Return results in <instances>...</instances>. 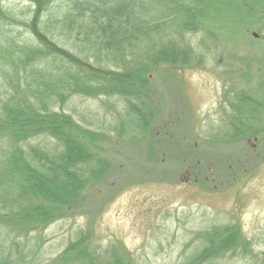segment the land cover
<instances>
[{
  "label": "trees",
  "instance_id": "16d2710c",
  "mask_svg": "<svg viewBox=\"0 0 264 264\" xmlns=\"http://www.w3.org/2000/svg\"><path fill=\"white\" fill-rule=\"evenodd\" d=\"M24 1L0 0V264H135L125 246L104 248L84 227L43 261L44 232L86 213L88 192L111 174L99 139L141 141L155 129L151 71L205 65L213 0ZM190 33L200 45L185 44ZM229 58L251 78L250 59ZM230 88L233 112L217 140L248 139L256 131L248 94ZM76 97L106 99L112 119L78 117L68 108ZM198 238L191 264L257 256L232 223Z\"/></svg>",
  "mask_w": 264,
  "mask_h": 264
},
{
  "label": "rangeland",
  "instance_id": "374dc122",
  "mask_svg": "<svg viewBox=\"0 0 264 264\" xmlns=\"http://www.w3.org/2000/svg\"><path fill=\"white\" fill-rule=\"evenodd\" d=\"M10 1L17 8L28 6L24 0ZM204 22L202 37L210 50L205 65L177 71L162 64L151 71L158 111L155 129L141 141L98 140L102 154L111 160V174L88 192L86 213L44 232L43 261L60 253L76 230L84 227L104 248L125 246L135 264H191L201 245L198 237L232 223L253 242L257 256L229 254L213 264H260L264 253V0H213ZM200 36L186 35L185 44L200 45ZM229 55L250 59L254 68L250 79L242 76L245 65ZM232 85L248 94L245 109L251 110L256 131L248 139L217 140L218 130L233 112L226 97ZM107 102L76 97L68 108L78 117L92 119L97 113L106 124L112 119Z\"/></svg>",
  "mask_w": 264,
  "mask_h": 264
}]
</instances>
